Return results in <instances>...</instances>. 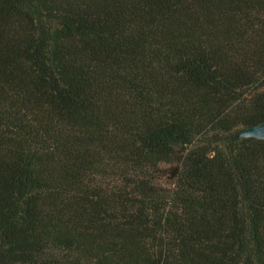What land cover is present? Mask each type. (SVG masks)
Listing matches in <instances>:
<instances>
[{"label":"trees","instance_id":"trees-1","mask_svg":"<svg viewBox=\"0 0 264 264\" xmlns=\"http://www.w3.org/2000/svg\"><path fill=\"white\" fill-rule=\"evenodd\" d=\"M262 121L264 0H0V264H264Z\"/></svg>","mask_w":264,"mask_h":264},{"label":"water","instance_id":"water-1","mask_svg":"<svg viewBox=\"0 0 264 264\" xmlns=\"http://www.w3.org/2000/svg\"><path fill=\"white\" fill-rule=\"evenodd\" d=\"M237 136L242 138L264 139V121L240 127L237 131Z\"/></svg>","mask_w":264,"mask_h":264},{"label":"rangeland","instance_id":"rangeland-1","mask_svg":"<svg viewBox=\"0 0 264 264\" xmlns=\"http://www.w3.org/2000/svg\"><path fill=\"white\" fill-rule=\"evenodd\" d=\"M162 183H163L164 185H166V186H167V184H168V182H164V181H163Z\"/></svg>","mask_w":264,"mask_h":264}]
</instances>
